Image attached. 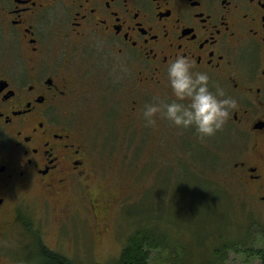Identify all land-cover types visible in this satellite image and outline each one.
I'll list each match as a JSON object with an SVG mask.
<instances>
[{"label": "flooded vegetation", "instance_id": "1", "mask_svg": "<svg viewBox=\"0 0 264 264\" xmlns=\"http://www.w3.org/2000/svg\"><path fill=\"white\" fill-rule=\"evenodd\" d=\"M177 54L237 99L233 173L264 201V0H0V238L36 188L91 180L104 108L127 125L146 96L174 99Z\"/></svg>", "mask_w": 264, "mask_h": 264}, {"label": "rangeland", "instance_id": "2", "mask_svg": "<svg viewBox=\"0 0 264 264\" xmlns=\"http://www.w3.org/2000/svg\"><path fill=\"white\" fill-rule=\"evenodd\" d=\"M149 103L156 97L144 98L142 113ZM89 107L87 120L97 108ZM106 111L85 139L91 180L51 197L36 188L23 199L0 238V264H30L39 241L75 264H107L134 227L156 219L176 247L151 250L149 264H264V201L234 176L238 138L229 125L205 136L194 125L152 126L144 114L112 123Z\"/></svg>", "mask_w": 264, "mask_h": 264}, {"label": "clouds", "instance_id": "3", "mask_svg": "<svg viewBox=\"0 0 264 264\" xmlns=\"http://www.w3.org/2000/svg\"><path fill=\"white\" fill-rule=\"evenodd\" d=\"M166 75L174 99L146 105L144 116L152 126L157 125V114H162L175 126L194 125L199 133L210 136L223 128L238 105L237 99L223 89L212 91L209 74L195 70L186 56L177 54L168 63Z\"/></svg>", "mask_w": 264, "mask_h": 264}, {"label": "trees", "instance_id": "4", "mask_svg": "<svg viewBox=\"0 0 264 264\" xmlns=\"http://www.w3.org/2000/svg\"><path fill=\"white\" fill-rule=\"evenodd\" d=\"M165 222L168 226H173L171 222L166 220ZM157 223H159L158 219L153 223L156 224L155 226L134 227V230L124 240L118 258L107 264H149L151 250L164 249L168 242L176 247L175 241L170 239L168 230H161ZM33 235L38 238L36 233ZM35 252L34 257L28 260L30 264H75L63 255L48 249L40 241Z\"/></svg>", "mask_w": 264, "mask_h": 264}]
</instances>
